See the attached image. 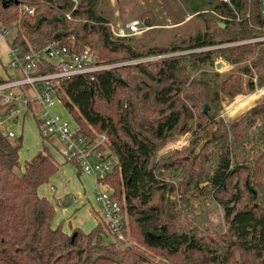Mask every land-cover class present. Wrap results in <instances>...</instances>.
Here are the masks:
<instances>
[{"label":"trees","instance_id":"obj_1","mask_svg":"<svg viewBox=\"0 0 264 264\" xmlns=\"http://www.w3.org/2000/svg\"><path fill=\"white\" fill-rule=\"evenodd\" d=\"M98 1L79 0L72 9L71 0H0V26L16 22L9 44L22 56L52 40L68 43L70 36L77 50L89 46L106 62L157 56L76 74L58 84L79 132L88 138L106 134L116 162L101 179L113 187L125 232L130 230L144 248L117 243L100 217L89 231L76 227L67 233L54 225V204L37 191L59 168L47 144L52 137L43 139L17 171L21 140L9 141L0 130V264H164L148 250L173 264H264V98L229 120L199 107L218 106L223 96L241 90L238 71L217 83L200 69L218 56L233 63L250 60L239 68L250 77L249 90L254 74L264 82V40L215 46L264 32L259 0H181L189 13L202 18V30L180 43L143 48L127 43L129 36H111L109 19L96 10ZM44 66L42 72L51 64ZM197 70L199 75L193 74ZM1 98L0 118L12 106ZM195 108L202 117L200 131L209 132L200 151L184 164L179 158L155 159L157 145L192 118ZM172 166L182 169L184 190L190 186L208 193L222 207L223 245L206 240L215 233L208 218L203 234L191 220L189 227L179 228L178 211L186 212L187 206L180 209L170 198L174 184L160 174L161 167Z\"/></svg>","mask_w":264,"mask_h":264},{"label":"rangeland","instance_id":"obj_2","mask_svg":"<svg viewBox=\"0 0 264 264\" xmlns=\"http://www.w3.org/2000/svg\"><path fill=\"white\" fill-rule=\"evenodd\" d=\"M96 10L106 16L109 19V22L114 25L132 18H139L143 21V24L150 21L152 24L147 23L150 25V28L125 38L126 42L135 48H143L151 44L180 43L183 39L196 33L197 30H202L204 25L202 18L189 13L181 0H99ZM15 24L16 22H12L11 24L6 25V32L2 33L3 36L0 34V75L6 76L8 73L16 74L18 72L16 68H13L8 64L9 42L15 35ZM233 42L236 43V41ZM186 51L187 50H184L183 52ZM156 57L157 56H147L143 57V60ZM225 60L226 59L222 56H218L215 58L213 64H204L200 67V69L206 70L207 76L211 78L212 81H216L217 83H220L222 78H224L228 73L238 71L241 78V90L233 96H223L218 106L203 103L199 107L218 118L229 120L246 107L264 98V94L257 92V89L264 82L258 83L257 76L254 74L252 77L254 88L253 90H249L247 82L250 77L247 73L239 71V68L243 64L248 63L250 60L246 59L234 63L229 62L228 60V63H226ZM219 61L221 64L220 66H217V62ZM199 70L194 71L193 74L199 75ZM257 93L258 96H254ZM34 111L37 113V116H39L36 103H34ZM61 111L64 115H69V112L64 108ZM33 113L34 112L32 110H29L24 114L20 113L21 123L18 120L15 124L11 125L17 138L9 137L5 134V132H3V135L9 141H15L18 138L21 140L19 164L16 166L17 171H21V166L25 159L30 158L42 147L43 138L39 132ZM201 118L200 114H198V109L195 108L192 118L186 117L174 130V132L168 135L157 145L154 158L161 161L170 157L172 159L179 158V162L182 164H184V162L188 163L191 159H193L194 154L200 151L202 147L201 144L206 142L209 133L208 131L204 133L200 131L198 123ZM7 125V120H5L4 126ZM97 136L90 138L91 144L95 146L96 150H107L106 144H97ZM54 140L55 139L52 138V140L47 141L53 156L59 162V168L52 174V176L59 175L60 177L55 182H49V179L48 183L44 182L40 184L38 186L39 192L43 193L42 195L44 196H48L47 193L50 192L51 186L54 185L57 192L62 191L60 198L64 203L61 204V200L57 201V204L55 205L56 212L59 214L63 213L64 216H69L72 219L81 217L86 220V226L81 225V227H89L90 223L87 218L90 216L89 213L86 214L84 212V215L86 216H80L79 214L87 208V210L94 213L95 216V208L97 206L95 201V194L97 191L96 182L95 180L93 181L94 178L80 170L78 161L72 158L61 157L54 148ZM59 160H63V162L61 163ZM213 161H215V158H213ZM65 163H68V167H72L74 171L63 172L61 165H64ZM179 166L177 168H174V166L160 168L162 178H164L166 182L174 184L175 191L171 192L170 198L178 203V207L180 209L187 206V213L183 209L180 213L178 211L180 216L179 219L177 218L176 222L179 228L189 227V222L191 220L193 225H197V232L203 234V231L207 230L205 228L207 225L204 224V226L203 221L208 218L215 225L212 226V232L210 231V233L212 234L213 231L215 233L213 234L214 239L212 236L208 235L206 236V240H209V237H211L213 242L217 243L219 246L223 245L224 239L222 238V233L227 232V224L224 221L222 207L215 200L210 198L208 193H203L190 186L184 190L180 183V179L182 180L183 178V173ZM205 183L206 182L203 181L200 185H204ZM110 186L112 187V185ZM67 195H69V198L65 199V196ZM185 199L186 202L184 201ZM74 214L75 216H73ZM117 243H120V241ZM121 244L144 248L133 236L130 230L127 232V242H122ZM148 253L152 255L155 260L161 261L164 264H173L170 259L161 254H156L155 252L149 250Z\"/></svg>","mask_w":264,"mask_h":264},{"label":"built area","instance_id":"obj_3","mask_svg":"<svg viewBox=\"0 0 264 264\" xmlns=\"http://www.w3.org/2000/svg\"><path fill=\"white\" fill-rule=\"evenodd\" d=\"M71 1L72 9H74L78 0ZM259 3L260 14L264 18V0H259ZM22 8L32 12V8L26 4H22ZM65 16L70 18L71 11H66ZM109 28L111 36L116 38L137 34L150 28V25L143 24L139 18H132L115 25L109 22ZM6 30L7 27L0 26L1 34ZM257 40H264V32L255 33L251 37L236 42ZM228 43L235 42L218 43L215 46ZM74 45V37L70 36L68 43L52 40L40 49L22 56L17 48L9 44L8 64L16 68L18 72L14 76L0 79L2 101L12 103L9 112L0 118V130L7 136L15 138L16 134L11 125L17 122L19 113L24 114L32 110L37 115L34 111V103H36L40 119L37 125L42 138L45 140L49 137L57 138L61 143L54 145L56 152L64 158L78 161L80 170L94 178L97 186L95 194L97 222L100 217L117 241L127 242L122 207L117 200L112 198L113 188L101 179L112 170L116 158L107 150H96L91 144V139L79 132V125L73 116L70 113L67 116L64 115L61 110L63 108L66 110V108L58 93V84L66 77L141 61L144 58L106 62L98 58L89 46L77 50ZM47 61L51 66L42 72L40 69L48 63ZM257 92L264 94V83L257 89ZM5 120H7V126H4ZM97 135V144L105 145L106 134ZM51 189H54V186H51Z\"/></svg>","mask_w":264,"mask_h":264},{"label":"crops","instance_id":"obj_4","mask_svg":"<svg viewBox=\"0 0 264 264\" xmlns=\"http://www.w3.org/2000/svg\"><path fill=\"white\" fill-rule=\"evenodd\" d=\"M1 34V33H0ZM2 35V34H1ZM3 36V35H2ZM14 75H16V74H6V76H4V75H0V78H4V77H7V76H14ZM19 116H17V121L19 120L20 121V123H21V119H20V113L18 114ZM22 120H23V118H22ZM20 123H19V125H20ZM55 140V143H54V145H58V144H60L61 142L57 139V138H54ZM55 155V154H54ZM60 155V154H59ZM19 157H20V150H19ZM62 157V156H61ZM61 163L63 162V160H59ZM62 166V170H63V172H72V171H74V169L72 168V167H68V163H65L64 165H61ZM23 169V166H21V170ZM61 170V171H62ZM60 176L59 175H51L50 177H49V182H55L56 180H58V178H59ZM92 177V176H91ZM93 178V177H92ZM48 180L46 181L47 183H48ZM93 181H94V179H93ZM54 186V185H53ZM57 189H56V187L54 186V189H51L50 190V192L49 193H47V195L48 196H46L47 198H49L52 202H53V204H54V207H55V205L57 204V201H59V200H61V202L63 201L61 198H60V196H61V192H57L56 191ZM37 191H38V193L40 194V195H42L43 193H40L39 192V189L37 188ZM66 192V191H65ZM65 194V193H64ZM51 196V197H50ZM69 198V195H67V196H65V199H68ZM61 204H64L63 202L61 203ZM82 209V208H81ZM84 212L86 213V214H88L89 213V217H87L88 219H89V223H90V225H89V227H86V228H83V227H81V225L82 226H86L85 225V223H86V220L85 219H83V218H81V217H76L75 219H72L71 217H69V216H64V214L63 213H61V214H59L58 212H56V210H55V217H54V220H53V224L54 225H57V224H60L61 225V228L63 229V231H65V232H67V233H70L74 228H76V227H80V228H82L84 231H89L91 228H92V226L94 227L96 224H97V217L95 218V216H96V213H95V216H94V213H92V212H90L89 210H87V208H85V210H83L82 212H81V214H79L80 216H86V215H84ZM73 216H75V214L73 215Z\"/></svg>","mask_w":264,"mask_h":264},{"label":"water","instance_id":"obj_5","mask_svg":"<svg viewBox=\"0 0 264 264\" xmlns=\"http://www.w3.org/2000/svg\"><path fill=\"white\" fill-rule=\"evenodd\" d=\"M225 62L226 63H228V61L227 60H225ZM220 64H221V62L219 61V62H217V66H220ZM201 145H203V143L201 144ZM255 195V191H253V196Z\"/></svg>","mask_w":264,"mask_h":264},{"label":"bare ground","instance_id":"obj_6","mask_svg":"<svg viewBox=\"0 0 264 264\" xmlns=\"http://www.w3.org/2000/svg\"><path fill=\"white\" fill-rule=\"evenodd\" d=\"M254 96H258V93L256 95H254Z\"/></svg>","mask_w":264,"mask_h":264}]
</instances>
